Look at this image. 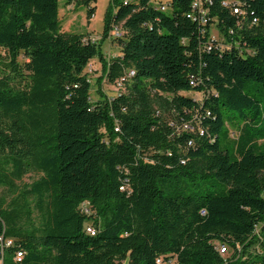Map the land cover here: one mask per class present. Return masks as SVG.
<instances>
[{"label":"trees","instance_id":"trees-1","mask_svg":"<svg viewBox=\"0 0 264 264\" xmlns=\"http://www.w3.org/2000/svg\"><path fill=\"white\" fill-rule=\"evenodd\" d=\"M61 1L76 0H0L3 264H264V0H240L242 29L225 0L209 5L251 54L205 50L210 26L189 16L193 0L167 12L113 0L98 42L63 30ZM92 1L78 0L90 18ZM115 26L120 52L106 56ZM94 59L100 84L134 69L129 92L93 100ZM29 173L40 176L21 185Z\"/></svg>","mask_w":264,"mask_h":264},{"label":"rangeland","instance_id":"rangeland-1","mask_svg":"<svg viewBox=\"0 0 264 264\" xmlns=\"http://www.w3.org/2000/svg\"><path fill=\"white\" fill-rule=\"evenodd\" d=\"M77 1V2H76ZM72 2L73 8L69 7V3L61 1L60 2V22L63 30L70 33H83L89 37H93L96 41H100L101 37L105 31V23L107 16L114 10L113 0H96L92 1L91 5L96 7V12L92 18L88 16V6L83 2L78 3V0ZM212 28H215V23L212 25ZM215 30V29H214ZM102 50L106 56H116L120 52L118 43L113 39L108 38L102 44ZM7 61V56L4 50L0 49V77L2 72L5 70L4 63ZM98 59L92 60L87 68L86 73L88 78L91 81V97L93 100L99 99L101 92L108 94V96L113 97L121 93H128L130 83H127L123 88L117 89L116 86L107 84L103 79L101 84L99 83V78L101 77V65L98 63ZM187 94L194 96L197 99H202L204 93L198 92H188ZM158 113H162L163 116L170 122L174 123V112L173 110H157ZM232 129V128H231ZM232 131V130H231ZM39 174L29 173L25 176L22 184H29L34 180L39 178ZM0 191L7 195V190L0 189ZM264 197V193H263ZM7 199L10 200L11 196H7Z\"/></svg>","mask_w":264,"mask_h":264},{"label":"built area","instance_id":"built-area-1","mask_svg":"<svg viewBox=\"0 0 264 264\" xmlns=\"http://www.w3.org/2000/svg\"><path fill=\"white\" fill-rule=\"evenodd\" d=\"M125 3H128L132 0H124ZM156 5V7L163 11L167 12L171 10L172 4L171 0H155L153 1ZM212 3V0H193L192 5H191V12L189 13V16L194 20L198 21L200 25L203 27L202 32L206 33L207 29L206 26H210L209 28V35L207 39V43L204 45L205 50H211L212 46H217L221 49H239V50H244L246 54H251L252 50L247 48L246 42H243L242 40L239 39H233L232 36L235 35V29L230 28L228 30V36L232 38V40H229L227 36H225L222 31L218 28L217 23L214 22V18L210 16L209 14V5ZM223 6L226 8H229L231 13L236 15L237 17V28L242 29L245 24L247 23L249 14L244 7V3L240 0H225L222 2ZM69 7L73 8V4H69ZM258 22V19L255 17L252 19L250 22V26L253 24H256ZM215 23V30L212 28V25ZM109 38H122L124 36V32L121 29L120 26H115L109 33ZM93 41H96L95 38L91 37ZM185 41V39H184ZM136 75V71L134 69H128L125 74H123L120 79L117 81L116 87L117 89L123 88L128 82L132 80V78ZM198 83L197 77L192 74L190 76V84L191 85H196ZM121 93V92H120ZM118 130V126L115 128ZM183 130H193V126L190 123H184L182 126ZM200 132L203 134V130L200 129ZM192 142H189V145H191ZM182 163H185V160H182ZM89 205V202L84 203V209L88 211L87 207ZM87 231L94 235L96 232L94 228L88 225ZM12 244L11 239L5 240L4 237H0V264H3V248L4 246H9ZM228 251L227 246H220V252L221 253H226ZM24 257V252L22 251H17L16 256H15V261L16 262H21ZM157 262L159 264L165 263L164 257H160L157 259Z\"/></svg>","mask_w":264,"mask_h":264},{"label":"water","instance_id":"water-1","mask_svg":"<svg viewBox=\"0 0 264 264\" xmlns=\"http://www.w3.org/2000/svg\"><path fill=\"white\" fill-rule=\"evenodd\" d=\"M88 223L86 222V223H84V230H86L87 229V227H88Z\"/></svg>","mask_w":264,"mask_h":264},{"label":"crops","instance_id":"crops-1","mask_svg":"<svg viewBox=\"0 0 264 264\" xmlns=\"http://www.w3.org/2000/svg\"><path fill=\"white\" fill-rule=\"evenodd\" d=\"M98 63H99V65H101L99 61H98Z\"/></svg>","mask_w":264,"mask_h":264}]
</instances>
